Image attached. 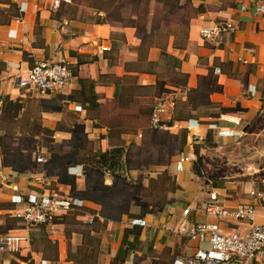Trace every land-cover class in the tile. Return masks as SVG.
Instances as JSON below:
<instances>
[{
	"label": "crops",
	"instance_id": "crops-1",
	"mask_svg": "<svg viewBox=\"0 0 264 264\" xmlns=\"http://www.w3.org/2000/svg\"><path fill=\"white\" fill-rule=\"evenodd\" d=\"M53 1L0 0V142L47 138L55 143L41 146L53 155L47 164L51 173L35 170L40 163L34 159L7 155L0 144V237H22L0 264H170L199 244L175 232L185 207L191 221L218 222L226 232L249 230L250 222L217 219L205 210L211 189L228 208L256 205L253 223H264V203L251 194L264 191V178L223 176L203 191L191 169L196 143L190 137L198 134L197 144L212 134L220 139L210 124L246 133V125L263 111L264 14L255 9L264 0H190L185 36L156 43L143 41L144 32L131 23L136 16L121 10L138 12L142 1L70 0L57 6ZM199 5L203 10L192 13ZM217 19L236 29L213 44L199 32ZM35 59L67 63L71 82L45 96L21 87L16 79ZM26 88L37 109L20 125L19 111L31 97ZM158 100L166 104L162 120L168 129L150 126ZM174 116L181 119L172 121ZM182 131L186 149L176 153L167 139H178ZM83 139L93 142V150H78L83 153L66 160L68 144ZM115 147L123 151L113 170L98 167L92 157ZM182 153L191 160L178 172ZM54 192L79 197L83 205L43 225L29 226L12 216L23 199ZM93 213L98 216L88 223ZM133 217L146 225H129Z\"/></svg>",
	"mask_w": 264,
	"mask_h": 264
},
{
	"label": "built area",
	"instance_id": "built-area-1",
	"mask_svg": "<svg viewBox=\"0 0 264 264\" xmlns=\"http://www.w3.org/2000/svg\"><path fill=\"white\" fill-rule=\"evenodd\" d=\"M61 1L69 2L70 0H54L53 5L57 6ZM20 9L23 11V8ZM255 10L264 14V4L257 5ZM235 29L236 26L233 22L217 19L201 27L199 34L202 39L217 44L225 33L233 32ZM214 71L219 72V69L215 68ZM72 77L71 68L65 62L35 59L26 75L17 77L16 81L21 87L32 89L37 96H45L68 85ZM165 111L166 104L163 100H158L153 104L149 118L151 128L168 129V126L162 120ZM209 127L215 130L216 136L219 138L241 136V131L233 128L221 127L215 124H210ZM187 129L189 131V126H187ZM190 137L193 144L201 139L196 133L191 134ZM190 160L191 155L180 154L175 164L176 171H183L184 165ZM36 162H44V157L38 154ZM251 194L256 195L260 203H264V191H253ZM82 205L83 200L76 196L56 192L43 193L23 199L11 214L26 225H43ZM204 208L217 219L250 222L249 230L245 234L237 231L226 232L218 222L191 221L189 218L190 209L185 207L182 210V217L175 227V232L199 244L191 253L175 256L170 264H242V260H247L250 264H264V223H253L256 215V205L238 203L235 207L228 208L222 204L218 191L211 189L204 202ZM96 216H98V213L88 215L86 221L91 223ZM127 223L129 225H146V221L139 217L130 218ZM20 240H22V237L1 236L0 259L4 252L17 250V243Z\"/></svg>",
	"mask_w": 264,
	"mask_h": 264
},
{
	"label": "rangeland",
	"instance_id": "rangeland-1",
	"mask_svg": "<svg viewBox=\"0 0 264 264\" xmlns=\"http://www.w3.org/2000/svg\"><path fill=\"white\" fill-rule=\"evenodd\" d=\"M111 2H115V0ZM132 9L133 10L131 11L125 7L121 8L126 17H128V14L135 17L138 12H135L136 7ZM28 90L27 93L31 97L27 98L29 101L25 110L23 112L19 111V113H22V116L18 117L21 122L20 125L27 120L25 119V115L31 113L34 114L37 109L35 105L36 98L32 91L30 89ZM245 130L246 133L241 131L240 137L231 140L227 138L228 140L225 142H223L221 138H215L212 134V137H210L208 141L194 144V155L191 160V169L198 180L202 182L201 188L203 191L209 189V187L206 186L207 184L213 185L216 180H221V177L223 176L254 181H259L264 178V109L246 125ZM155 137V142H157L158 136ZM167 141V146L174 148L176 153L183 151L181 150L179 138H174L173 140L167 139ZM0 144L2 149L7 148V155L12 153L11 155L18 159L29 157L36 160L38 154L42 155L44 157V162L37 164V166L34 167L35 170H44L47 173L52 172L50 168L51 165L47 164L51 162V157L53 155L41 147L43 144L55 145V143L52 141L50 142L49 139H21L19 141H10V144L1 141ZM58 145L59 148L62 147L61 143ZM93 147V142L89 143L88 139L75 141L72 144H68L66 147L68 150L65 149L66 152L62 155H65L63 157L67 158L66 160H71L79 153H83L78 152V150H93ZM60 160L62 161L61 156L54 157V162L57 166L60 165L58 164L60 163Z\"/></svg>",
	"mask_w": 264,
	"mask_h": 264
},
{
	"label": "trees",
	"instance_id": "trees-1",
	"mask_svg": "<svg viewBox=\"0 0 264 264\" xmlns=\"http://www.w3.org/2000/svg\"><path fill=\"white\" fill-rule=\"evenodd\" d=\"M141 1L145 4L144 9H139L136 18L131 19V23L141 32H144L142 37L143 41L145 39L151 43H156L158 40L165 42L170 35H174L175 37L185 36L191 17L189 15L187 16L184 10H190L192 8L190 0H187L188 5L186 6L180 3L181 0H131L130 3L137 5ZM156 3H160L161 7L155 6ZM202 10V5H199L192 13ZM148 24L150 28H147ZM180 119L179 116H174L172 121ZM176 137L179 138L181 150L184 151L187 144V132L182 131ZM122 151L123 148L121 147H115L105 151L99 150L96 153L97 157L92 158H94L98 167L106 166L108 170L112 171L113 167L119 162ZM34 161L36 162L35 159Z\"/></svg>",
	"mask_w": 264,
	"mask_h": 264
}]
</instances>
